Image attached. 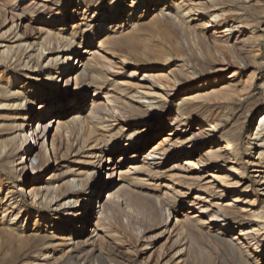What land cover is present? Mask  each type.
<instances>
[{
    "label": "bare ground",
    "instance_id": "6f19581e",
    "mask_svg": "<svg viewBox=\"0 0 264 264\" xmlns=\"http://www.w3.org/2000/svg\"><path fill=\"white\" fill-rule=\"evenodd\" d=\"M263 23L264 0H0V264H264Z\"/></svg>",
    "mask_w": 264,
    "mask_h": 264
},
{
    "label": "rangeland",
    "instance_id": "374dc122",
    "mask_svg": "<svg viewBox=\"0 0 264 264\" xmlns=\"http://www.w3.org/2000/svg\"><path fill=\"white\" fill-rule=\"evenodd\" d=\"M127 1L128 0H123V4H125V3H127ZM133 0H130V2H132ZM135 1H139V0H135ZM260 29H264V23H263V26L260 28ZM209 30L210 31H212L213 30V27H211V28H209ZM262 46H263V50H264V41L262 42ZM186 57H188V56H186ZM188 60L190 61V62H193L192 61V59L191 58H188ZM129 70H131V68L129 69ZM227 74V73H226ZM230 75V74H229ZM89 97L91 98V97H94V94L93 93H90V95H89ZM262 101H264V95H262ZM257 115H259V111L258 112H256L255 114H254V118H253V122L251 123V125H249L248 127H247V129H246V133H247V131H248V129L250 128V130H252L253 129V124L255 123V121H256V119H257ZM57 116V115H56ZM51 117H55V114L54 115H51ZM257 122H259V121H257ZM257 126L258 125H255L254 126V128L256 127L257 128ZM167 129L168 128H166L159 136H161L163 133H165V132H167ZM158 136V137H159ZM31 140H33V139H31ZM244 145H246V143L244 142ZM119 154L117 153L116 154V156H118ZM247 155H250V153H248V151H247V149H246V147L244 148V156L246 157ZM252 155H254V154H252ZM260 196H263L262 194L260 195ZM186 208L187 207H182V208H179V210H181L182 212H184L185 210H186ZM91 227H88V229H90ZM112 249H113V251H115V253L117 254V252H119L120 251V249H122V251H123V249L125 248V244L124 245H121V244H114L113 242L112 243H109L108 244ZM49 251V247L48 248H46L45 250H44V252H43V254L44 253H46V252H48ZM120 256L122 257V259H126V258H129V255L128 254H124V253H120ZM142 259V256L140 257V258H138V261L139 260H141Z\"/></svg>",
    "mask_w": 264,
    "mask_h": 264
}]
</instances>
